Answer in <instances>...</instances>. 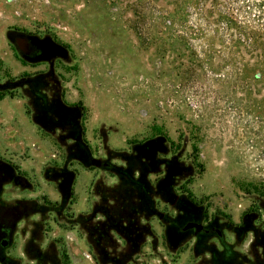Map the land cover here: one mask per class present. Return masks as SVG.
<instances>
[{"label":"rangeland","instance_id":"1","mask_svg":"<svg viewBox=\"0 0 264 264\" xmlns=\"http://www.w3.org/2000/svg\"><path fill=\"white\" fill-rule=\"evenodd\" d=\"M126 1L0 0V159L13 168L0 206L72 190L62 218L18 214L6 255L74 264L73 231L95 264H219L223 245L259 264L264 88L192 81L131 28Z\"/></svg>","mask_w":264,"mask_h":264},{"label":"trees","instance_id":"2","mask_svg":"<svg viewBox=\"0 0 264 264\" xmlns=\"http://www.w3.org/2000/svg\"><path fill=\"white\" fill-rule=\"evenodd\" d=\"M126 5L135 17L131 28L144 40L159 39L162 52L170 51L178 60L183 58L184 61L179 60V69L192 81L209 88L213 83L243 91L255 86L264 88V0H127ZM3 95L0 90V99ZM152 142L155 141L143 143L142 150L148 151ZM12 169L11 164L0 159V176L11 177ZM60 171V174L65 173ZM44 175L50 179L48 170ZM57 188L61 193L60 202L43 198L45 204L40 205L38 200L20 199L13 205L0 206V264L16 261L6 255L1 242L9 244L18 214H42L44 210H51L57 218L64 216L72 190L63 181L57 183ZM73 217L68 215L69 219ZM75 223L77 219L70 225ZM34 239L31 237L27 242L29 248ZM261 243L262 246L257 247L263 257L259 264H264V240ZM210 253L212 258L222 261L219 264H236L239 259L237 264L245 263L243 256L229 246L223 245L221 250H210ZM34 260L36 264H55L47 250L38 249Z\"/></svg>","mask_w":264,"mask_h":264},{"label":"crops","instance_id":"3","mask_svg":"<svg viewBox=\"0 0 264 264\" xmlns=\"http://www.w3.org/2000/svg\"><path fill=\"white\" fill-rule=\"evenodd\" d=\"M20 167L22 169V166H20ZM58 200H59V195L50 199L51 202H56ZM80 200L83 203L86 202L85 198L80 199ZM83 208H85L84 205H83ZM55 231L58 232V231H60V229L56 228ZM65 236H67L71 242L74 241V243H75L74 248H75L77 255L74 256L72 263L74 262V264H95V262L88 256V252H87V249L85 247L83 240H81L79 238H75V234L73 231H68V233L65 234ZM83 258L86 259L85 262H83V260H82Z\"/></svg>","mask_w":264,"mask_h":264},{"label":"water","instance_id":"4","mask_svg":"<svg viewBox=\"0 0 264 264\" xmlns=\"http://www.w3.org/2000/svg\"><path fill=\"white\" fill-rule=\"evenodd\" d=\"M18 46L20 48H22V42H18ZM90 164L96 167L101 166L103 163L100 160L97 159H91L90 160ZM188 229H194V232H201L203 231V226L201 223L199 222H195V221H189L187 222L184 226H183V230H188ZM217 234L219 235V232L217 231ZM1 246L6 247L7 243L6 241H2L1 242Z\"/></svg>","mask_w":264,"mask_h":264},{"label":"flooded vegetation","instance_id":"5","mask_svg":"<svg viewBox=\"0 0 264 264\" xmlns=\"http://www.w3.org/2000/svg\"><path fill=\"white\" fill-rule=\"evenodd\" d=\"M22 44H23V43H22ZM29 51H30V49H29ZM23 65H24V64H23ZM12 176H13V175H12ZM12 176H11V177H12ZM203 230H204V229H203ZM182 231H184V230H183V227H182ZM204 231L206 232V230H204Z\"/></svg>","mask_w":264,"mask_h":264}]
</instances>
